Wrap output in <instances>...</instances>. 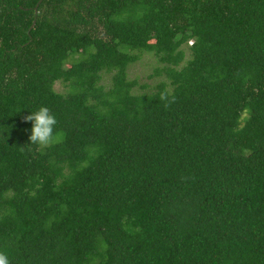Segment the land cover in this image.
Segmentation results:
<instances>
[{
    "label": "trees",
    "instance_id": "1",
    "mask_svg": "<svg viewBox=\"0 0 264 264\" xmlns=\"http://www.w3.org/2000/svg\"><path fill=\"white\" fill-rule=\"evenodd\" d=\"M39 2L0 0L10 264H264V0Z\"/></svg>",
    "mask_w": 264,
    "mask_h": 264
},
{
    "label": "clouds",
    "instance_id": "2",
    "mask_svg": "<svg viewBox=\"0 0 264 264\" xmlns=\"http://www.w3.org/2000/svg\"><path fill=\"white\" fill-rule=\"evenodd\" d=\"M25 120L31 122L29 136L31 145L43 149L59 140L60 137L55 132L57 116L48 106L41 105L35 111H31ZM0 264H10L7 253L2 250H0Z\"/></svg>",
    "mask_w": 264,
    "mask_h": 264
},
{
    "label": "rangeland",
    "instance_id": "3",
    "mask_svg": "<svg viewBox=\"0 0 264 264\" xmlns=\"http://www.w3.org/2000/svg\"><path fill=\"white\" fill-rule=\"evenodd\" d=\"M190 55L188 46L185 47ZM162 66V63L158 61L156 56L152 53L145 52L137 62L133 63L129 68V77L132 79H138L141 83H149L154 85L156 82L165 78L163 75H155L156 67ZM154 74V76H152ZM106 81L109 83L110 77L106 76ZM142 87V86H141ZM56 89L61 92L66 91V86L62 82L56 84Z\"/></svg>",
    "mask_w": 264,
    "mask_h": 264
},
{
    "label": "water",
    "instance_id": "4",
    "mask_svg": "<svg viewBox=\"0 0 264 264\" xmlns=\"http://www.w3.org/2000/svg\"><path fill=\"white\" fill-rule=\"evenodd\" d=\"M43 0H40V2H39V4H38V6L40 5V3L42 2ZM38 6L36 7V11L38 12ZM35 23H36V21L34 22V24H33V26L32 27H34L35 26Z\"/></svg>",
    "mask_w": 264,
    "mask_h": 264
}]
</instances>
